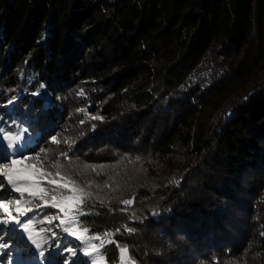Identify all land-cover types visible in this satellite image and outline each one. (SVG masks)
I'll use <instances>...</instances> for the list:
<instances>
[{"label": "trees", "instance_id": "obj_1", "mask_svg": "<svg viewBox=\"0 0 264 264\" xmlns=\"http://www.w3.org/2000/svg\"><path fill=\"white\" fill-rule=\"evenodd\" d=\"M14 124L108 264H264V0H0Z\"/></svg>", "mask_w": 264, "mask_h": 264}, {"label": "rangeland", "instance_id": "obj_2", "mask_svg": "<svg viewBox=\"0 0 264 264\" xmlns=\"http://www.w3.org/2000/svg\"><path fill=\"white\" fill-rule=\"evenodd\" d=\"M14 103L15 100L11 104L7 102L4 108H9ZM0 128L5 131L11 130L9 140L17 134L23 137L22 144L11 154L24 153L23 156L16 157L19 163L11 165V158H8L10 153L0 143V180L7 185L4 173L10 169L3 168L4 163L9 164L11 169L17 170L22 177L26 178L18 180L17 186L21 189L20 191L12 190L11 185H7L8 191L0 189V198L10 201L7 213L15 219V221H4L3 219H7V216L4 207L0 206V243L6 245L5 248L0 249V264H64L66 259L72 258L68 257L70 253L64 251L65 248L61 241L65 239L78 243L79 251L76 261L78 258L81 264H93V261L95 264H108L102 253V247L106 243L105 239L88 236L78 224L75 207L78 197L74 196L73 190L67 183L61 184L60 180H41L34 175V168L27 163L29 153L26 150L27 146L31 145L32 138L27 137L26 130L16 124L8 129L2 125ZM0 139H3L2 134H0ZM7 142L5 141V144ZM43 183L53 187L58 186L57 188L62 187L68 193L52 196L43 192ZM22 224L28 225L27 232L24 231ZM66 227L75 235L69 236L64 232ZM28 234L41 243L45 250L43 256L28 239ZM83 250L88 251V257L83 256ZM117 264H131L125 252H119Z\"/></svg>", "mask_w": 264, "mask_h": 264}, {"label": "snow or ice", "instance_id": "obj_3", "mask_svg": "<svg viewBox=\"0 0 264 264\" xmlns=\"http://www.w3.org/2000/svg\"><path fill=\"white\" fill-rule=\"evenodd\" d=\"M13 102H14V100H10L8 103L11 104ZM0 134L3 135V139H0V143H2L4 145V147L10 153L8 158H11V165H16L17 163H19V161L16 159V157L23 156L24 153L23 152H18L16 154H11V153H13L14 150L17 149L20 144H22L23 137L21 135L17 134L14 137H12L11 140H9L11 130L9 129L8 131H5L3 128H0ZM52 139L55 141L56 137L53 136ZM5 141H8V142L5 144ZM2 167L6 168V169H10V171L4 173V175L7 178V185H11L12 190L20 191L21 189H19L17 186L18 180L26 179V178L22 177L17 170L11 169V166L7 163L2 164ZM7 185H5L2 180H0V189H3L4 191H8ZM32 194H35V193H32ZM86 195H90V193L86 194ZM8 203H10V201H8L6 198H0V206L4 207L5 215L7 216V219H3V220L4 221H15V219L11 215H8V213H7ZM123 203L129 204L130 201L125 200V201H123ZM29 223H31V222L29 221ZM22 226H23L24 231L27 232L28 225L22 224ZM64 232L68 233L69 236L75 235V233L73 231H70V229L67 227L64 228ZM27 237L32 242V244L36 247V249L39 250L40 255L43 256L45 253V250L42 248L41 243L38 240L34 239L31 234H28ZM77 239H79V237H77ZM46 243H47V241H46ZM5 247H6L5 244L0 243V249H3ZM64 251L71 254L68 257H74L77 254V251L71 247L64 249ZM88 255H89L88 251L83 250V256L88 257ZM64 264H70V260L66 259L64 261ZM93 264H95V261H93Z\"/></svg>", "mask_w": 264, "mask_h": 264}, {"label": "clouds", "instance_id": "obj_4", "mask_svg": "<svg viewBox=\"0 0 264 264\" xmlns=\"http://www.w3.org/2000/svg\"><path fill=\"white\" fill-rule=\"evenodd\" d=\"M179 239H185V237L183 235H178Z\"/></svg>", "mask_w": 264, "mask_h": 264}, {"label": "bare ground", "instance_id": "obj_5", "mask_svg": "<svg viewBox=\"0 0 264 264\" xmlns=\"http://www.w3.org/2000/svg\"><path fill=\"white\" fill-rule=\"evenodd\" d=\"M34 264V263H33Z\"/></svg>", "mask_w": 264, "mask_h": 264}]
</instances>
